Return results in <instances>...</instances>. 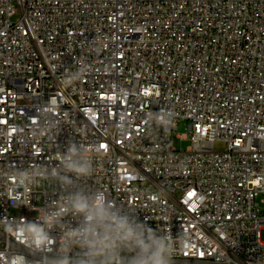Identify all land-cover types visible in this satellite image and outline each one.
<instances>
[{
	"label": "built area",
	"instance_id": "built-area-1",
	"mask_svg": "<svg viewBox=\"0 0 264 264\" xmlns=\"http://www.w3.org/2000/svg\"><path fill=\"white\" fill-rule=\"evenodd\" d=\"M72 142L76 187L169 234L173 264H264V0H0V264L55 255L22 228Z\"/></svg>",
	"mask_w": 264,
	"mask_h": 264
},
{
	"label": "clouds",
	"instance_id": "clouds-1",
	"mask_svg": "<svg viewBox=\"0 0 264 264\" xmlns=\"http://www.w3.org/2000/svg\"><path fill=\"white\" fill-rule=\"evenodd\" d=\"M91 151L72 142L58 155L56 166L34 173L59 184L64 195L43 212L38 223L23 226L29 247L55 252L42 264H173L175 242L169 234L125 211L104 191L76 187L78 180L94 171ZM27 177L24 173L21 179ZM69 216L76 218L71 224L65 222ZM54 229L62 233L59 242L52 236ZM14 264L25 260L18 257Z\"/></svg>",
	"mask_w": 264,
	"mask_h": 264
},
{
	"label": "rangeland",
	"instance_id": "rangeland-1",
	"mask_svg": "<svg viewBox=\"0 0 264 264\" xmlns=\"http://www.w3.org/2000/svg\"><path fill=\"white\" fill-rule=\"evenodd\" d=\"M186 127H187L186 122L182 121L177 126V131H174L173 134H172L173 146L178 148V149L185 150L190 145V140H188V139H179L178 138L179 135H182V137H184V138L186 137V134H187V128ZM224 147H225V145L221 141H217L214 144V148L216 150H222V149H224Z\"/></svg>",
	"mask_w": 264,
	"mask_h": 264
},
{
	"label": "snow or ice",
	"instance_id": "snow-or-ice-1",
	"mask_svg": "<svg viewBox=\"0 0 264 264\" xmlns=\"http://www.w3.org/2000/svg\"><path fill=\"white\" fill-rule=\"evenodd\" d=\"M103 147V146H102Z\"/></svg>",
	"mask_w": 264,
	"mask_h": 264
}]
</instances>
